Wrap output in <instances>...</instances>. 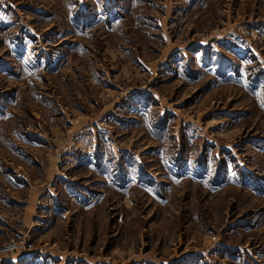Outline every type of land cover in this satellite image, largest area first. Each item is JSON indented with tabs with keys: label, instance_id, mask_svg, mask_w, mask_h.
<instances>
[{
	"label": "rangeland",
	"instance_id": "374dc122",
	"mask_svg": "<svg viewBox=\"0 0 264 264\" xmlns=\"http://www.w3.org/2000/svg\"><path fill=\"white\" fill-rule=\"evenodd\" d=\"M21 235L61 257L32 264H264V0H0Z\"/></svg>",
	"mask_w": 264,
	"mask_h": 264
},
{
	"label": "built area",
	"instance_id": "2783aa9c",
	"mask_svg": "<svg viewBox=\"0 0 264 264\" xmlns=\"http://www.w3.org/2000/svg\"><path fill=\"white\" fill-rule=\"evenodd\" d=\"M26 243L25 236L11 237L3 245L0 246V264L6 259L13 258L14 255L25 252Z\"/></svg>",
	"mask_w": 264,
	"mask_h": 264
},
{
	"label": "crops",
	"instance_id": "0c3cea01",
	"mask_svg": "<svg viewBox=\"0 0 264 264\" xmlns=\"http://www.w3.org/2000/svg\"><path fill=\"white\" fill-rule=\"evenodd\" d=\"M29 250V249H28ZM28 252V253H27ZM39 253V254H38ZM38 254V257H46L49 261L59 260L61 261V257L56 256L53 252H31L26 251L24 253L16 254L11 259H6L3 261V264H32V258L34 255Z\"/></svg>",
	"mask_w": 264,
	"mask_h": 264
}]
</instances>
